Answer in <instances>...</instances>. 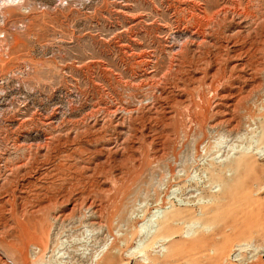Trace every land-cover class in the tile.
Here are the masks:
<instances>
[{"label":"rangeland","instance_id":"rangeland-1","mask_svg":"<svg viewBox=\"0 0 264 264\" xmlns=\"http://www.w3.org/2000/svg\"><path fill=\"white\" fill-rule=\"evenodd\" d=\"M224 10L251 15L226 24L244 31L245 49L264 45V0H0V240L18 244L29 264H50L54 250L74 264L123 205L130 217L166 208L156 219L179 212L199 224L181 237H212L216 264H264V126L261 154L240 150L264 115V52L263 88L231 109L232 135L199 71L173 74L180 49L215 55L198 48L192 22ZM180 77L190 93L164 85ZM227 158L247 164L249 182L224 188ZM85 202L99 209L93 224ZM36 208L47 216L38 257L37 244L23 242L27 226L37 234ZM8 251L0 244V264H17Z\"/></svg>","mask_w":264,"mask_h":264},{"label":"bare ground","instance_id":"bare-ground-1","mask_svg":"<svg viewBox=\"0 0 264 264\" xmlns=\"http://www.w3.org/2000/svg\"><path fill=\"white\" fill-rule=\"evenodd\" d=\"M231 12L224 10L214 15L205 14L206 18H210V20H207L206 22L200 21V16L196 14L193 17L192 26L197 29V33L201 35L202 38L201 42L198 43L199 46H197L200 49L204 46L211 45L215 50V55L209 53V49L205 50L206 48L204 47V53L196 52V58L195 56L190 58L187 57L188 51L186 49H180V54L178 55V58L175 59V69H173V74L175 73L179 76L182 75V77L186 72V69L189 70L193 67L194 70L199 71L200 77L198 81L200 85L209 92V95L212 93L213 98L216 99L214 104L218 108V111L216 110V112L218 113L217 115L221 116V120H219L218 123L220 125H226L230 130L224 126L226 129L225 131H227V133L230 135H232L231 133L236 129V123L233 121L235 115L233 116L234 118H232L231 109L236 107V105H246V103L249 101V95H251L253 91L263 88V85L259 80L262 74L261 72H263V66L260 62V59L258 58V54L264 52V48H262L264 47L263 42H259L262 43V45L258 43V48L256 50L254 43L252 44V49H245L243 47V39L244 37H247L244 36L245 33H243V30L242 32L238 29L236 32L232 31L233 33H231L230 30H227L226 24H230V21L232 22L234 20H238L240 21L238 23L241 24L251 17L248 12ZM212 56L213 58H211ZM173 74L170 73V78H173ZM180 79L182 78L180 77ZM188 81L189 80L187 79L183 80L182 82L178 81L180 84H178V82L175 83L165 81L164 85L177 89L179 93H184L185 91L189 92L188 90H190L189 87L191 86L188 84ZM194 81L193 83H195ZM222 88H226V91L219 92V90ZM263 91L261 92L264 93ZM235 96H237L235 101L230 99V97L233 98ZM159 97L155 98L154 101L160 99ZM181 97L183 98V96ZM259 102L264 105V96L260 97ZM263 105L261 106L262 109H264ZM150 106L153 107V104ZM166 113L169 115L170 112L167 111ZM253 121L254 122L249 127L252 132L243 138L247 145L241 146L240 150L243 153H248L252 150L254 154L259 155L263 150V148L258 145V139L261 134V127L264 126V115L256 117V119ZM222 142L223 141L219 139L216 143V148L220 149L223 145ZM220 167L227 173V180L225 179V182L222 181L224 188L229 186L228 184L232 181H236L237 183L239 181L249 182V180L253 177L252 174L248 173L250 171H248L249 168L247 164L244 163V161L238 162L236 158L231 160H228L227 158ZM221 172L222 170H219L218 173L220 174ZM217 187L223 188L221 185H218ZM127 189L128 188H126V190ZM175 193L176 192L173 194ZM84 205L92 213V218L90 219L89 223L93 224L95 221H97V216L95 217L94 214H97L99 209L97 206H94L95 204L93 202H85ZM120 206H117V208H120ZM123 206L117 213H115L116 215L114 214V219L111 218L112 214H110L111 219H109L115 220L113 224H108V226L111 225V227L109 226L108 228L104 229L105 227L101 228L100 226L98 236L94 240V245H92L93 247L91 248L90 253L85 256H73L76 261H74V264H132L133 260L136 259L137 261L133 264H216V258L208 254L209 251L216 252V249H214L215 246H213L214 240L211 236H201V238L198 237L194 239H186L187 237H181L180 233L182 230H185V235L193 234L195 231L194 228L199 227L198 223L189 221L185 222L182 214L179 212L167 213L156 219V214L160 211L166 210V208H153L154 210L147 209V211L141 210L138 211L137 214L133 213L132 215H134V217H130L128 216V213H126V210H124ZM46 207H43L45 211L47 209ZM40 208H36L37 223L35 225H37V234L35 235L33 231H30L28 226L25 228L23 233V242H27L28 244L31 243L33 245L37 244V257L43 251L42 243L44 241L45 223L47 221L46 215H42V213L39 214V212H41ZM188 217L190 218V216H187L186 218ZM53 220L56 223L59 222L60 216L53 217ZM123 227H126V229H123ZM115 231H117L118 234L113 233ZM0 244L8 249V252L12 251V254H15L13 252L17 253L15 257L17 264H29L30 260L28 261L27 255L22 253L24 249L22 251V248L18 249V244L15 245L13 241H6V239L0 240ZM61 246L63 247V244H58L59 249H61ZM44 249L47 248L45 247ZM56 251L57 250H54L53 254L49 257L48 261L50 264H62V262L58 261V256L55 255ZM126 252H128V254L133 253L134 256L128 258L125 257ZM97 253L100 254L96 256ZM141 259H144L145 261Z\"/></svg>","mask_w":264,"mask_h":264}]
</instances>
